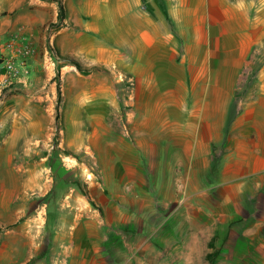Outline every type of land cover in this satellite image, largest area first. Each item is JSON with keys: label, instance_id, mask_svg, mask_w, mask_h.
I'll return each instance as SVG.
<instances>
[{"label": "crops", "instance_id": "1", "mask_svg": "<svg viewBox=\"0 0 264 264\" xmlns=\"http://www.w3.org/2000/svg\"><path fill=\"white\" fill-rule=\"evenodd\" d=\"M0 55V264H264V0H0Z\"/></svg>", "mask_w": 264, "mask_h": 264}, {"label": "rangeland", "instance_id": "2", "mask_svg": "<svg viewBox=\"0 0 264 264\" xmlns=\"http://www.w3.org/2000/svg\"><path fill=\"white\" fill-rule=\"evenodd\" d=\"M3 57L0 55V58L3 59ZM54 78L58 80L57 76H54ZM59 123L61 121H58ZM191 227L184 231L182 235L180 233L177 235V232L170 233V241L158 242L162 246L159 245L153 250L141 247L129 260L125 261V257L121 256L117 258L114 264H230L226 262L224 257L219 259L217 263L216 259L209 261L207 258V255L212 253L216 247L214 244L213 247L207 245L210 231L206 229V224L202 225L200 233L194 231ZM218 244L219 242H217ZM220 245L221 247L217 249L218 255L216 256L223 255L227 250L223 243Z\"/></svg>", "mask_w": 264, "mask_h": 264}, {"label": "trees", "instance_id": "3", "mask_svg": "<svg viewBox=\"0 0 264 264\" xmlns=\"http://www.w3.org/2000/svg\"><path fill=\"white\" fill-rule=\"evenodd\" d=\"M63 16V12H62V8L60 6V13H59V17L61 18ZM56 57L57 59L59 60H63V61H67L69 62L70 64L74 65L77 70L81 73H87L88 72V69L85 68V67H82L77 61L73 60V59H70L68 57H63L61 55H59L58 52H56ZM94 69H96V67H93ZM71 154V153H70ZM208 245L210 247H213V243L209 242ZM216 255H218V252H217V249H214V251L212 253H209L207 255V258L209 259V261H214L216 259Z\"/></svg>", "mask_w": 264, "mask_h": 264}, {"label": "built area", "instance_id": "4", "mask_svg": "<svg viewBox=\"0 0 264 264\" xmlns=\"http://www.w3.org/2000/svg\"><path fill=\"white\" fill-rule=\"evenodd\" d=\"M5 61V58L3 57L2 63ZM5 68L7 71H12V75H16L17 73H19V71L17 69H12L11 65L9 64V62H6L5 64Z\"/></svg>", "mask_w": 264, "mask_h": 264}, {"label": "water", "instance_id": "5", "mask_svg": "<svg viewBox=\"0 0 264 264\" xmlns=\"http://www.w3.org/2000/svg\"><path fill=\"white\" fill-rule=\"evenodd\" d=\"M2 60H3V59H2V58H0V63L2 62Z\"/></svg>", "mask_w": 264, "mask_h": 264}]
</instances>
